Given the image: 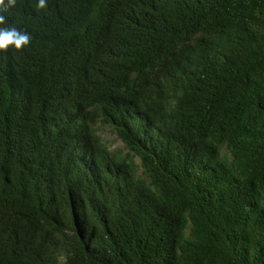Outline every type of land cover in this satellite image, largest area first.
I'll return each instance as SVG.
<instances>
[{
	"label": "trees",
	"instance_id": "16d2710c",
	"mask_svg": "<svg viewBox=\"0 0 264 264\" xmlns=\"http://www.w3.org/2000/svg\"><path fill=\"white\" fill-rule=\"evenodd\" d=\"M0 264H264V0H0Z\"/></svg>",
	"mask_w": 264,
	"mask_h": 264
},
{
	"label": "rangeland",
	"instance_id": "374dc122",
	"mask_svg": "<svg viewBox=\"0 0 264 264\" xmlns=\"http://www.w3.org/2000/svg\"><path fill=\"white\" fill-rule=\"evenodd\" d=\"M99 134L112 146V148L121 145V142L116 139L115 134L107 127L101 126L99 128Z\"/></svg>",
	"mask_w": 264,
	"mask_h": 264
}]
</instances>
